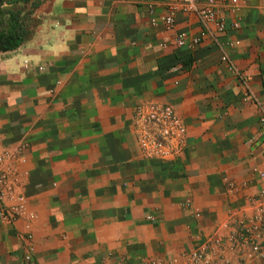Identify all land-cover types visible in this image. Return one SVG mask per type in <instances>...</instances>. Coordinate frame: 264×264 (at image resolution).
<instances>
[{"label":"crops","instance_id":"obj_1","mask_svg":"<svg viewBox=\"0 0 264 264\" xmlns=\"http://www.w3.org/2000/svg\"><path fill=\"white\" fill-rule=\"evenodd\" d=\"M15 6L31 31L0 50V264H264V0L207 23L161 0ZM150 103L186 125L169 159L139 143Z\"/></svg>","mask_w":264,"mask_h":264},{"label":"built area","instance_id":"obj_2","mask_svg":"<svg viewBox=\"0 0 264 264\" xmlns=\"http://www.w3.org/2000/svg\"><path fill=\"white\" fill-rule=\"evenodd\" d=\"M171 5V10L179 4L184 10L194 11L201 18L202 22L207 23L208 21L216 18V6L220 0H161ZM234 4H237V0H233ZM165 23L169 26H173L175 18L173 11L163 17ZM156 19L153 18V21ZM238 27V24H234ZM220 30L226 28V24L223 20L218 22ZM185 33H180L176 38V42L179 45L185 43ZM222 59L227 61L229 68L236 71V65L234 61L226 54L223 55ZM243 79V77H241ZM255 102L260 109V124L262 134L264 136V99H258L255 97ZM137 120L142 123L141 133L139 134L138 140L143 149L145 155L150 157H160L162 159H169L175 152L181 150L185 144L187 129L186 125L177 115L175 110L170 105H158L150 103L137 108ZM4 192H0V203L3 200ZM19 204L12 206L11 210L15 213H21L23 210L24 197L17 196ZM259 205L257 207V219L261 224L264 223V195L257 198ZM193 257L206 260V255L203 253H194ZM209 261L206 260L205 263Z\"/></svg>","mask_w":264,"mask_h":264},{"label":"trees","instance_id":"obj_3","mask_svg":"<svg viewBox=\"0 0 264 264\" xmlns=\"http://www.w3.org/2000/svg\"><path fill=\"white\" fill-rule=\"evenodd\" d=\"M18 1L13 0L8 4L9 2L0 0V50L17 47L31 31L21 15V9L15 6Z\"/></svg>","mask_w":264,"mask_h":264}]
</instances>
